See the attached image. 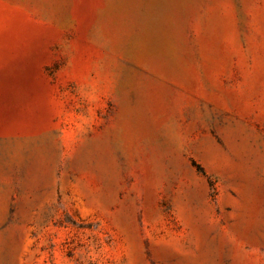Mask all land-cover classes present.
Masks as SVG:
<instances>
[{
	"label": "rangeland",
	"instance_id": "rangeland-1",
	"mask_svg": "<svg viewBox=\"0 0 264 264\" xmlns=\"http://www.w3.org/2000/svg\"><path fill=\"white\" fill-rule=\"evenodd\" d=\"M0 264H264V0H0Z\"/></svg>",
	"mask_w": 264,
	"mask_h": 264
}]
</instances>
